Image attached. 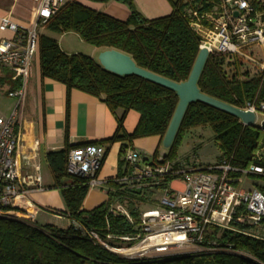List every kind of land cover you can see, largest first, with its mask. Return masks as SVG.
<instances>
[{
    "label": "trees",
    "instance_id": "1",
    "mask_svg": "<svg viewBox=\"0 0 264 264\" xmlns=\"http://www.w3.org/2000/svg\"><path fill=\"white\" fill-rule=\"evenodd\" d=\"M92 3L114 1L129 10L126 20L120 21L102 12L92 10L78 0L66 1L63 7L43 27L56 34L75 33L85 43L102 51L115 50L129 56L134 64L150 73L174 83L185 82L199 53V38L189 26L187 11L199 0H169L172 11L155 19L142 16L133 0H85ZM259 11L264 4L250 0ZM40 76L61 83L68 94L75 89L102 101L116 115L117 129L112 138L100 143L120 142L118 166L124 167L115 178L128 169L124 154L135 149L132 142L151 136L162 138L168 128L178 103L176 93L168 88L136 75L117 76L105 71L94 59L80 54L63 53L57 42L44 35L38 38ZM17 82L13 87H17ZM199 92L225 104L241 108L258 93L264 100V83L243 63L225 54L207 56L197 80ZM134 111L139 119L134 130L126 134L123 120L127 112ZM210 129L221 158L230 160L232 166L243 169L251 161L253 152L264 134L258 128L242 126L240 120L228 113L195 101L190 103L182 117L172 145L158 159L142 154L141 160L150 165L170 164L167 172L155 179L157 184L136 190L106 180V200L90 211L81 209L87 194L86 180L66 173V153L71 147L47 153L55 186L60 191L65 211H46L75 220L85 227L106 234L122 235L131 227L124 217L108 214V206L118 202L134 217L139 204L151 203L154 193L168 188L178 180L173 172L184 168L192 160L174 161L186 135L196 129ZM203 166V165H202ZM255 177V176H249ZM259 178V177H255ZM264 192V185H257ZM44 209V210H45ZM212 236L231 246L233 252H216L184 255L156 260H127L81 237L69 225L60 228L46 224L38 226L30 220L0 217V264H264V240L231 231L213 230ZM245 253L253 260L243 258Z\"/></svg>",
    "mask_w": 264,
    "mask_h": 264
},
{
    "label": "built area",
    "instance_id": "2",
    "mask_svg": "<svg viewBox=\"0 0 264 264\" xmlns=\"http://www.w3.org/2000/svg\"><path fill=\"white\" fill-rule=\"evenodd\" d=\"M33 1L37 9L31 25H19L8 17L0 20V31L11 33L10 38L0 40V68L8 69L12 80L18 84L7 93L15 99L14 108L5 116L0 114V217L22 220L25 218L21 203L28 208L33 206L26 199L29 193L26 186L32 184L40 188V184L38 176L22 177L20 173L15 130L20 122L26 84L33 73L38 30L65 4V0ZM259 2L264 4V0ZM187 18L199 38V50L206 49L208 55L225 54L244 65L247 63L261 87L264 83V10L259 11L250 0H199L188 9ZM254 45L260 49V59L253 51H247ZM238 109L253 113L251 126L264 134V100L258 99V93ZM104 155L101 146H71L66 153V173L86 180L88 189L105 191L106 180L98 176ZM141 158L139 150H127L124 159L128 169L113 180L124 187L140 190L156 185L155 179L170 168L168 162L150 165ZM158 159H162V154ZM173 173L179 176L182 189L168 186L151 207L143 210L138 207L135 217L118 202L108 206V214L124 217L131 227L129 233L103 237L78 221L70 220V226L94 245L127 260L233 252L230 245L212 236L215 229L264 240V192L257 186L245 188L243 184L244 178L249 176L264 181V141L258 142L251 161L243 169L221 158L216 164L207 166L191 161ZM125 243L127 246L123 245Z\"/></svg>",
    "mask_w": 264,
    "mask_h": 264
},
{
    "label": "crops",
    "instance_id": "3",
    "mask_svg": "<svg viewBox=\"0 0 264 264\" xmlns=\"http://www.w3.org/2000/svg\"><path fill=\"white\" fill-rule=\"evenodd\" d=\"M70 1V0H65ZM84 6L102 12L112 18L124 21L129 16L128 8L120 3L109 1L107 3H92L78 0ZM137 11L147 19H155L167 16L172 11L169 0H133ZM37 4L33 0H0V20L8 17L11 21L29 26L33 23ZM39 35H44L55 40L60 47V40L65 34H56L41 27ZM75 34V33H74ZM76 35V34H75ZM11 33L0 31V40L8 39ZM98 54L100 49L96 48ZM65 53L64 51H62ZM68 54V53H65ZM11 72L6 68H0V91L7 93L13 90ZM8 99H11L8 97ZM11 111H5L7 115ZM1 112V111H0ZM139 116L134 111H129L123 120V130L131 133ZM117 129L116 115L112 114L106 105L98 98L79 90L72 89L67 94L63 84L40 76L38 53L33 60V73L26 84L24 103L20 110V122L16 127L18 148L16 157L22 177H39L40 188L27 185L29 193L26 197L32 203L28 208L23 203V217L32 223H37V218L43 216V225L50 224L60 228H67L70 220L61 215H55L46 211H65L66 207L60 191L55 186V181L47 162V153L84 144L101 146L105 150L102 166L99 170V178L107 180L114 178L119 173L118 160L120 142L110 144L100 143L112 138ZM133 148L149 157L162 146L160 137L151 136L136 139L132 142ZM164 153V152H163ZM162 153V154H163ZM46 169V172L43 169ZM124 167H120L123 171ZM46 173V178H45ZM171 189H182V184L174 180L169 184ZM106 200V192L100 189H88L82 202L81 209L90 211L101 205ZM46 208V209H45ZM45 209V210H44ZM32 213L34 219L27 217V212Z\"/></svg>",
    "mask_w": 264,
    "mask_h": 264
},
{
    "label": "water",
    "instance_id": "4",
    "mask_svg": "<svg viewBox=\"0 0 264 264\" xmlns=\"http://www.w3.org/2000/svg\"><path fill=\"white\" fill-rule=\"evenodd\" d=\"M207 56L208 52L206 49H200L188 79L179 84L137 67L129 56L115 50L100 52L98 55V62L105 71L114 75H136L145 80L168 88L176 93L178 103L161 143L163 148L168 149L172 145L187 106L195 101L228 113L238 118L241 123L247 127L251 126L253 123V113L242 111L234 106L225 104L199 92L197 88V80L200 76ZM262 127L264 128V123Z\"/></svg>",
    "mask_w": 264,
    "mask_h": 264
},
{
    "label": "rangeland",
    "instance_id": "5",
    "mask_svg": "<svg viewBox=\"0 0 264 264\" xmlns=\"http://www.w3.org/2000/svg\"><path fill=\"white\" fill-rule=\"evenodd\" d=\"M60 47L62 51L68 54H80L84 56H88L95 61H98V51L95 47L85 43L82 39H80L79 36L75 35L74 33L65 34L63 38L59 42ZM247 51H253V55L256 58H261L260 55V49L258 46L254 45L250 48H248ZM244 65V64H243ZM248 65L247 63L245 64ZM15 106V99H8L4 92L0 91V114L4 115L5 111L8 108H11V110ZM9 114V113H8ZM197 135L196 139L195 137L190 136V134L184 139L183 144L178 151L176 157L174 158V161H184L185 158H188L192 161L197 162L200 165L207 166V165H214L218 162L220 157V152L214 142V135L213 132L210 129H196L194 131ZM165 148L161 147L159 150V155H161L164 152ZM150 157V156H149ZM44 172H46V169H43ZM46 178V173H45ZM243 184L246 186L245 188H248V185H264V181L260 178L255 177H245ZM160 197V194L154 193V195L151 197L152 201L157 200ZM151 203L146 204H139L140 209H146L148 207H151ZM27 217L33 218L32 213L29 211L27 212ZM22 220V219H19ZM25 220V219H24ZM45 220H43V216L40 214L37 218V223L43 225ZM51 224V223H50ZM126 245L127 244H123ZM240 255L243 258H247L250 260H253L249 255L245 253H240Z\"/></svg>",
    "mask_w": 264,
    "mask_h": 264
}]
</instances>
